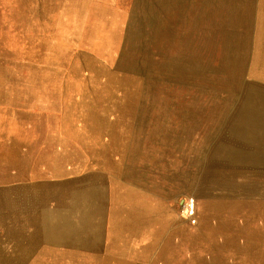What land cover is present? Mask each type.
<instances>
[{
	"label": "rangeland",
	"instance_id": "374dc122",
	"mask_svg": "<svg viewBox=\"0 0 264 264\" xmlns=\"http://www.w3.org/2000/svg\"><path fill=\"white\" fill-rule=\"evenodd\" d=\"M113 1L76 17L44 8L42 20L21 0L0 8V43L14 50L0 53V85L26 88L46 124L57 111L63 139L44 159L65 161L52 169L71 159L49 155L57 144L95 159L124 145L141 163L158 191L151 264H264V0ZM173 222L187 224L184 242ZM5 223L2 205L0 247Z\"/></svg>",
	"mask_w": 264,
	"mask_h": 264
},
{
	"label": "crops",
	"instance_id": "0c3cea01",
	"mask_svg": "<svg viewBox=\"0 0 264 264\" xmlns=\"http://www.w3.org/2000/svg\"><path fill=\"white\" fill-rule=\"evenodd\" d=\"M20 5L37 8L35 16L42 20L47 18L44 8H71L76 17L102 14L117 3L21 0ZM14 7L15 0H0V8ZM6 45L0 43V53L12 54L13 47ZM27 93L23 86L0 85V206L6 222L0 264H151L157 257L158 191L141 183V163L127 158L124 145L116 154L106 150L105 159H95L90 150L57 144L49 155L71 159L52 169L65 161L44 159L48 141L63 139L58 113L54 110L53 123L46 124L42 111L31 110ZM31 114L40 122L37 136L31 133ZM108 140L103 134L101 141ZM187 229L186 223L178 227L173 222L167 233L181 232L184 242ZM178 243L173 238V251Z\"/></svg>",
	"mask_w": 264,
	"mask_h": 264
},
{
	"label": "built area",
	"instance_id": "2783aa9c",
	"mask_svg": "<svg viewBox=\"0 0 264 264\" xmlns=\"http://www.w3.org/2000/svg\"><path fill=\"white\" fill-rule=\"evenodd\" d=\"M184 207H185V206H184ZM191 222H192V223H194V222H195V220H194V219H192V220H191Z\"/></svg>",
	"mask_w": 264,
	"mask_h": 264
}]
</instances>
